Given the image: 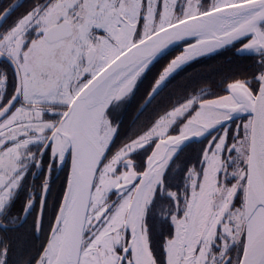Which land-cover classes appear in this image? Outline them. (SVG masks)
<instances>
[{
	"label": "snow or ice",
	"instance_id": "6c2138e0",
	"mask_svg": "<svg viewBox=\"0 0 264 264\" xmlns=\"http://www.w3.org/2000/svg\"><path fill=\"white\" fill-rule=\"evenodd\" d=\"M0 264H264V0H0Z\"/></svg>",
	"mask_w": 264,
	"mask_h": 264
},
{
	"label": "trees",
	"instance_id": "16d2710c",
	"mask_svg": "<svg viewBox=\"0 0 264 264\" xmlns=\"http://www.w3.org/2000/svg\"><path fill=\"white\" fill-rule=\"evenodd\" d=\"M228 56L227 53H224L222 56L213 57L211 59H204L202 60L200 65H197L198 68L207 69L209 66H215L218 63H223L226 61V57Z\"/></svg>",
	"mask_w": 264,
	"mask_h": 264
}]
</instances>
